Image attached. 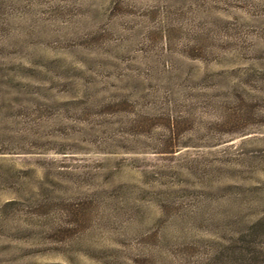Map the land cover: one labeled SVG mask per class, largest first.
Segmentation results:
<instances>
[{"label": "rangeland", "instance_id": "obj_1", "mask_svg": "<svg viewBox=\"0 0 264 264\" xmlns=\"http://www.w3.org/2000/svg\"><path fill=\"white\" fill-rule=\"evenodd\" d=\"M0 264H264V0H0Z\"/></svg>", "mask_w": 264, "mask_h": 264}]
</instances>
